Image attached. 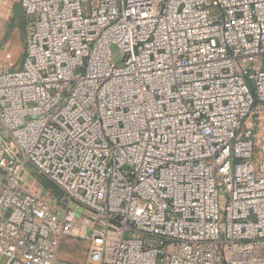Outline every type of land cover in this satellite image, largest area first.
<instances>
[{
    "label": "built area",
    "instance_id": "built-area-1",
    "mask_svg": "<svg viewBox=\"0 0 264 264\" xmlns=\"http://www.w3.org/2000/svg\"><path fill=\"white\" fill-rule=\"evenodd\" d=\"M19 4L0 264H264V0Z\"/></svg>",
    "mask_w": 264,
    "mask_h": 264
},
{
    "label": "rangeland",
    "instance_id": "rangeland-1",
    "mask_svg": "<svg viewBox=\"0 0 264 264\" xmlns=\"http://www.w3.org/2000/svg\"><path fill=\"white\" fill-rule=\"evenodd\" d=\"M17 4H19V0H0V54L4 50L10 49V41L12 32L14 34L18 35L19 40L21 41V50L22 54L24 53L26 42H27V35L25 31V22L23 18V14L19 10H15L17 7ZM15 11V16L14 15ZM8 36V37H7ZM21 36L23 40L21 39ZM3 44V47L1 46ZM124 57V53L120 47L115 46L113 48V58L116 61L122 60ZM23 62V57L20 59V65ZM264 129V125L261 126V131ZM261 139L263 137L261 134L259 135ZM260 156L262 164H264V148L260 147ZM30 171L33 170V168H29ZM42 183L45 188H49L52 190L53 193L57 194L56 191L57 188L49 181L42 179ZM62 256L64 258L72 259V260H81L85 255V247L83 246H71V245H65L63 247Z\"/></svg>",
    "mask_w": 264,
    "mask_h": 264
},
{
    "label": "crops",
    "instance_id": "crops-1",
    "mask_svg": "<svg viewBox=\"0 0 264 264\" xmlns=\"http://www.w3.org/2000/svg\"><path fill=\"white\" fill-rule=\"evenodd\" d=\"M19 10L22 12L23 14V10L20 6V4H17V7L15 8V10ZM15 16V11H14V15ZM8 37V36H7ZM11 39L10 41V49L9 50H4L1 54H0V58H5V53L6 52H10L11 55H12V59H11V63L14 65V67L16 68H19L22 66V64L20 65V59L23 57L24 59V56H25V50H24V53L22 54V48H21V41L19 40L18 38V35L17 34H14V32H12L11 34V37H9ZM21 39L23 40L22 36H21ZM3 47V44L1 45ZM4 48V47H3ZM26 48V47H25ZM1 50V49H0ZM23 63V62H22ZM75 246V245H73ZM76 247H79V246H76ZM63 255V254H62ZM64 257V256H63ZM68 259V258H66ZM69 260H72V259H69ZM76 261V260H75Z\"/></svg>",
    "mask_w": 264,
    "mask_h": 264
}]
</instances>
